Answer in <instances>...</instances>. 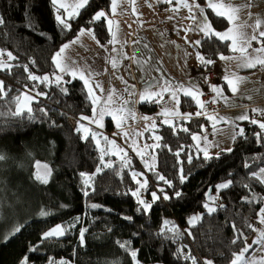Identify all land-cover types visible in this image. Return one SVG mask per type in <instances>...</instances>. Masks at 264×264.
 Listing matches in <instances>:
<instances>
[{"label":"trees","instance_id":"trees-1","mask_svg":"<svg viewBox=\"0 0 264 264\" xmlns=\"http://www.w3.org/2000/svg\"><path fill=\"white\" fill-rule=\"evenodd\" d=\"M196 1L205 6L206 0ZM109 6L110 0H90V7L82 11L81 17L77 21H70L73 30L64 32L55 20V9L50 0H0V14L7 21L5 26L0 27V48L12 51L19 57L20 64L35 60L36 66L29 64L30 70L36 75L48 74L51 77L54 71L52 54L62 42L73 39L78 29L86 26L92 14L97 10H106ZM26 7L32 17L31 28L25 26ZM205 11L217 30L223 31L229 26L226 20L216 17L211 9L206 8ZM91 27L100 43L107 45L111 35L106 22ZM197 49L206 58L212 59L218 58L213 54L214 51L227 52L224 43L218 40L215 44L204 43L202 48ZM12 63L16 64L17 61ZM13 73L19 75L0 72V79L12 88L8 97L0 99V113H3L0 115V152L9 157L6 162L0 163V197L3 198L4 206L11 209L8 213L0 211V264H20L25 256L29 257L28 264H47L49 257L67 260L69 264H132L130 256L119 247L117 241H131L132 248L139 249L138 260L143 264H191V261H185L183 256L176 254L177 249L185 244L198 261L208 258L214 264H229L232 253H238L243 247L242 241L236 245L231 243L235 234L230 223L235 221L243 228L247 239L254 234L245 227V221L257 226L255 212L259 205L243 203L240 198L245 195L251 198V193L243 187V183L252 185L257 198L264 197V185L247 179L250 170L243 167L246 160L252 164L253 170L264 166V160L260 159L264 156V147L255 142L253 135L260 131L257 125L244 122L246 138L237 137L232 153H224L211 162H203L201 153V159L194 158L188 164L185 154L181 153L180 159L185 161L184 172L190 175L184 184H180L179 166L174 167L177 159L174 151L178 145H189L193 141L188 133L180 131L178 135H173L168 125L161 124L158 132L163 140L160 141L162 147L156 151L157 171L172 180L175 189H169L151 172L148 174L147 198L151 199L152 190L160 195L159 187H163L170 196H173L174 190L180 191L182 196L179 199L173 196L171 200L157 201L152 211L144 215L137 211L138 205L133 196L120 195L129 188H136L131 172L144 168L138 159H135L131 168L121 169V164L114 162L115 171L107 169L103 175L95 178L94 193L87 197L82 193V181L78 173H91L99 163L95 142L91 137L88 142L83 141L80 138L82 133L75 131L78 127L76 121L81 115H92L83 81L77 79L64 84L68 89V94L64 95L54 82L41 84L28 80L22 68L14 67ZM64 79L70 80L71 77L65 76ZM27 89L48 93L47 97L40 96L34 101V118L29 119L28 113L19 117L9 115L10 109L15 110V105L10 104L9 100ZM39 108H45L48 115L39 112ZM138 109L144 114L154 115L157 105L139 103ZM181 110L183 113H195L199 108L194 101L183 96ZM50 119L55 120L59 127L51 126ZM205 121L208 119L194 118L190 122H180L189 127L190 132L196 133L201 130L199 125ZM164 144L171 146L173 152L164 148ZM186 151L195 150L186 148ZM252 157H256L257 161L253 162ZM35 160L48 163L53 169V177L48 185H40L30 179L35 171ZM229 173H232L231 177ZM232 178L233 186L222 190L217 201L227 205V210H220L212 216L204 215L202 221L191 228L195 239L189 237L184 231L189 228L188 218L205 212L202 204L207 201L210 189L212 194L216 192V184ZM92 204L103 207L93 208ZM42 210L51 214L41 217L39 213ZM124 216H130L132 220H124ZM77 217L80 222L64 237L41 243L44 231L56 224H71ZM165 220L172 221L182 234L175 242L169 238L170 232L160 235ZM19 225H24L21 232L12 235L14 228ZM109 227L111 232L108 231ZM82 228L88 229L84 246L79 241V230ZM31 246H37L38 251H30Z\"/></svg>","mask_w":264,"mask_h":264},{"label":"snow or ice","instance_id":"snow-or-ice-1","mask_svg":"<svg viewBox=\"0 0 264 264\" xmlns=\"http://www.w3.org/2000/svg\"><path fill=\"white\" fill-rule=\"evenodd\" d=\"M164 3L173 5L172 11L178 12L180 8H185L188 10L189 15L184 19L190 20L192 23L189 24L183 30L187 32L198 31L203 33V37H206L207 40L197 39L195 41H189L187 36H185V43L192 44L194 47L202 48L204 43L215 44L216 41H220L222 43L230 41L227 44V47L233 55H225L223 52L214 51L213 54L218 57L220 61H236L238 68H248L255 69L257 66L264 68V30L262 29V25H264V20L260 18H256L254 23H248V21H241L240 13L243 8L251 6V0H249L248 4L234 6L230 2L225 3L224 0H207V8L211 9L216 17L223 18L228 22L230 27H228L224 31H219L213 27L212 22L209 20L208 15L205 14V7H202L196 0H192L189 3V0H163ZM51 6L55 9V20L57 24L60 26L61 30L64 32H70L73 30V25L70 21H77L79 17L82 15V11L86 8L90 7V0H50ZM122 0H110V13L105 10H97L94 14L91 15L90 19H88L86 26H81L76 34H74L73 39L62 42L59 46L58 50H56L51 56V64L54 66V71L51 74V77L48 74L36 75L33 71L30 70L29 64L33 67L36 66L35 60H30L29 63L20 64L19 57L14 55L12 51L0 48V72H7L10 75L18 76L19 73H13L14 67H19L23 69V72L27 74V79L33 82H39L41 84L44 83H55L58 87H60L61 92L64 95L68 94V89L63 85L66 83H72L74 80L83 81L84 88L86 89V98L89 100L91 105L92 115H81L77 119V125L75 131L77 133H82L81 139L85 142L89 141V137L91 140L95 142L96 148L99 151V163L96 165L93 172H79L78 175L82 181V193L85 197L89 196L91 193L96 191L95 188V178L97 176L103 175L105 170L113 169L116 170L113 166V162L111 160H105V157L110 155H116L117 153H121V169L124 167L131 168L132 159L128 155V151L116 144L114 140H109L106 136L98 137V134L93 131L88 125L95 124L97 127H103L102 121L106 115L112 116L113 120L116 122L117 129L123 133L125 144L131 148L133 152H135L136 156H138L141 162L144 164V168L147 171L154 172L156 179L158 181H162L169 189H175V185L172 180L167 179L164 175H161L159 172L155 171V149L162 147L159 143L163 140V137L160 135L153 136V144H148L144 142L142 144L138 143V138L143 136V132H138L135 130L126 131L125 128L129 127L127 125V121L129 119H140L145 122V131H150L152 129L157 128L156 119L158 117H163L161 123L164 125H168L173 132V135H178L180 131L184 133H188L191 136V140L194 142L189 145H178L177 149L174 151V155L177 158L176 164L174 167H178V177L179 183L184 184L188 178L190 173L186 174L184 172V160L180 159L181 153L185 154L186 162L191 164L193 159H201L203 162H211L214 159H219L220 156L224 153H232L233 148H221L218 143L212 144V147L218 148L214 155L210 153L208 146L207 136H201L200 133L190 132L189 127L180 124L179 121L190 122L193 119L192 113H181L180 105L181 99L180 94L182 93L184 97L191 98L192 101L198 105L199 109L195 112V117H200L205 115V105L208 101H203L200 99L201 96L204 95L203 91L200 88V85L193 80V82L187 86L185 84H174L168 79H164L161 84L160 81L150 75L149 68L151 67V56L147 59H143V54L137 50L134 51L132 56H128L123 51V46L128 44V41H121L119 39V25L115 24V21L111 17H115L118 14V9L121 7ZM134 5L135 0H132ZM26 16L27 23L26 27L31 28L32 25V17L28 8L26 7ZM133 13H135V7L132 9ZM199 13V15H197ZM252 16L249 13V20H251ZM169 20L173 19L172 16L168 17ZM101 22H106V27L108 33L111 35V39L107 41L109 45H113L111 52L117 53L121 59L124 60H132L136 63L143 71H145L146 76L142 77L145 87L139 93L137 92L135 85H129L128 81L123 80V77L120 79L125 84V93L128 96V99H122L115 90H108V94L106 98L102 101L101 96L104 94L105 89L103 85L96 81H93V77L95 75H99V73H93L90 70L80 68L76 61L73 60L70 56L67 55L68 50L75 44L80 43V37L85 34L91 36L95 42L100 45L101 48H104L107 51V47L100 43V41L96 38V33L91 25H96ZM7 23L5 17L0 14V27L5 26ZM115 24V30H113V26ZM131 27V25H129ZM247 29H251V32L247 31ZM40 35H44L40 33ZM213 37L216 39L213 40ZM51 39V37H47ZM255 41L260 47L253 48L252 42ZM139 40L132 41L133 46L139 44ZM174 43V42H173ZM116 44H121V48L117 49L115 47ZM147 48V45L144 46ZM196 59L200 62V67L204 68L206 71L201 72L200 75L202 77L203 83L208 84L212 93H215L216 96L213 97L212 102H216V97H222L225 102H228V98L223 96V88L214 84L209 83V75L207 69L209 66L215 65L216 60L211 57H207L202 55L200 51L196 52ZM12 61H17L16 64H13ZM111 67L115 69L117 67L116 58H110ZM159 72L160 68L157 67L154 69ZM107 71V69H105ZM226 74L223 76V80L227 83L229 91L235 96L239 91V83L244 80V77L236 75L234 72H229L228 69H225ZM131 75V74H130ZM71 77L70 80H65L64 77ZM163 76V73H161ZM23 87H27V85H23ZM35 88V85H33ZM12 91L10 86H7L3 79H0V99H4L8 97L9 92ZM32 89L29 90L31 92ZM29 92H24L18 95H15L9 100L10 104L15 105V110H9V115L14 117H19L28 113V118L33 119L32 116L33 109L31 107V103L40 96H48V93L43 91H36L35 95H30ZM99 92L101 95H97ZM167 93L169 96L168 101H165L160 113L157 114V117L150 116H141L137 117L135 105L142 102H150L155 104H161V101L164 100V94ZM138 97V98H137ZM251 99V97H248ZM237 106L238 105H233ZM39 112L43 115L47 116L48 111L45 108H39ZM251 111L253 113H258L260 116L264 117V109L261 108H252ZM3 115V113H0ZM61 115H67L66 113H61ZM207 119L213 122L214 134L216 130V123L219 121H223L224 123L230 124L231 131V140L233 142L236 141L237 137L246 138L245 129L243 127H239L236 124V121H248L252 125H257L260 131L255 132L253 135L255 137V142L264 147V120H258L255 118H250L247 110H245L241 115L237 116L234 120H229L226 117H220L216 113H208ZM82 121H87L88 125L82 123ZM176 121L177 123H173ZM49 123L53 127H59L55 120H49ZM201 129H204L203 125H199ZM238 129V130H237ZM101 139L104 141L105 147H100ZM202 143L204 146H202ZM164 148H167L169 152H173V148L167 144L163 145ZM186 148L195 151H186ZM151 150V151H149ZM9 159L6 153L0 152V163L6 162ZM261 160H264V156L260 157ZM253 162L257 161L256 157H252ZM35 171L31 174L30 179L35 183H39L40 185H48L50 180L53 177V169L49 166L48 163H42L40 160L34 161ZM243 167L249 169L250 171L247 173V179L258 182L261 185H264V166L258 167L257 169H252V164H250L247 160L244 162ZM230 177L232 173L228 174ZM143 176L144 179H137V177ZM131 178L136 183V188H129L127 192L120 193V195H128L130 194L136 200V204L138 205L137 211L142 212L144 215H148L153 208V205L160 200H171L173 196L179 199L182 196L180 191L173 192V196H170L167 191L163 187H159L158 191L160 195L157 194V191L151 192V202L146 201L142 198V192L148 190V179L145 176L144 172H137L133 170L131 172ZM234 178L227 179L224 182H220L214 186L217 195H207V201L202 204L205 212L195 214L188 218L187 223L189 225L188 229H185V233L195 239L191 228L195 227L196 224L202 221L204 215L212 216L220 210H227V205L223 202L217 203L220 200L219 193L222 190L229 189L233 186ZM243 187L248 189L251 193V198L248 195L242 196L240 199L243 203L246 204H255L259 205L258 210L255 212V216L257 218V223L260 225H264V197L257 198L256 194L252 191V185L249 183H243ZM91 207H103L101 205L92 204ZM108 212H112V209H105ZM0 211L4 213H8L11 211L10 208L4 206L3 198L0 197ZM41 217H46L51 213L42 210L40 213ZM124 220H132L130 216H124ZM80 222V218L77 217L76 221L68 224L61 223L56 224L51 227L47 231H44L41 235V243L45 241H49L52 239L58 240L61 237H64L72 228H75L76 223ZM164 229L161 230L160 235H166L167 233H171L169 237L173 242L175 240L181 238V232L179 229L173 224L172 221L165 220L163 221ZM172 225V227H168ZM24 225H19L14 228L12 235L16 233H20ZM230 227L234 232V238L231 243L236 245L238 242H243V247L240 251L232 253V259L229 261V264H264V228L257 229L252 223L245 221V227L250 229L254 233H258L257 237L252 241V244L247 242V236L243 228L237 225L235 221L230 223ZM88 231L87 228H82L79 230V241L80 245L84 246L85 244V233ZM108 231L111 232L112 229L109 227ZM135 235V234H134ZM117 244L121 249L127 253L132 261V264H140L138 260L139 249H133L131 246V241H117ZM253 245H258L262 254L257 259L255 254L251 257L246 258V254L250 252L253 248ZM185 249H188V252H185ZM30 251L35 252L38 251L37 246H31ZM180 256H183L185 261H191V264H214L212 259L204 258L202 261H198L197 257L191 254V249L188 245H183L182 247L177 249V253ZM29 257L25 256L20 264H28ZM47 264H69V261L60 259L56 260L52 257L48 258Z\"/></svg>","mask_w":264,"mask_h":264},{"label":"rangeland","instance_id":"rangeland-1","mask_svg":"<svg viewBox=\"0 0 264 264\" xmlns=\"http://www.w3.org/2000/svg\"><path fill=\"white\" fill-rule=\"evenodd\" d=\"M138 1H140V0H138ZM190 1L192 2V0H189V3H190ZM224 2L228 3L229 0H224ZM234 2H236L235 5L239 4V6L246 4V0H231V3H234ZM133 7H134L133 3H129L128 0H122L121 7H120V9H118L117 17L113 18L115 21V24L119 25V33H118L119 39L121 41H124V40L128 41V44L126 46H123V51L128 56H132L134 51L139 50L143 54V57H142L143 59H147L149 56H151V58H152L151 67L149 68L150 75L156 77L160 81L161 84L163 83L164 79H168L169 81L173 82L174 84H176V83L185 84V86L191 84L190 79L188 78L190 75L188 66L190 65V62L196 58V52L199 50L197 49V47H194L192 44L185 43V36H187V39L189 41H195L197 39L202 38V33L198 32V31H191V32L186 33L183 30L189 24L192 23L190 20L184 19L185 17H187L189 15L188 12H185L186 10L184 9V11H182L183 15L181 17L172 16L173 19L169 20L168 17L171 15L167 16V14H165V11H164L165 8H163L160 4L156 5L157 14L155 16L151 15L150 19H153L152 22H155V24H157V26L155 27V30L151 31V29L148 30L147 28H144L145 25L140 23V19L138 17H135L136 11H135V13H133V11H132ZM205 7H207V0L205 3ZM109 8H110V6H109ZM263 8H264V0H253L252 7L250 6V7L243 8V9H245L244 10L245 12L242 11L240 13L241 21H248V23H254L256 18H260V19L264 20ZM182 9L183 8H180V10H182ZM252 9H254L255 12H254L253 16L251 15L252 16L251 20H249V13H251ZM162 12H164V13H162ZM197 15H199V13H197ZM144 20L147 22V20L145 18H144ZM115 24L113 26V30H115ZM129 25H131V27H129ZM261 30H264V25H262ZM133 31L136 32L135 33V34H137L136 36H135V34L132 35ZM247 31L251 32V29H247ZM204 38H202V39H204ZM134 40H139L140 43L133 46L132 41H134ZM145 45H147V48L144 47ZM110 47L112 49L113 45H110ZM115 47L117 49H120L121 44H116ZM110 52H111V50H110ZM230 55H233V53H231ZM112 57L116 58L117 67L115 69H113L111 67V63L109 61L108 76L105 78V83L103 82V84H102L104 89H105L104 94H102V96H101L102 101L104 100V98H106V96L108 94V90H113V89L115 90L116 93L119 94V96L122 99H128V96L124 91L125 84L120 79V77H123V80L128 81L129 85H135V88H136L138 93L140 91H142L145 87L144 81L142 79V77L146 76L145 71H143L132 60L121 59L117 53L111 52L110 58H112ZM215 60H216V63H215V65H212V66H214V69L217 73V77H218L217 67L223 70V72H224L223 75L226 74L225 69H228L229 72H234V73H236V75L244 77V80L239 83V86H238L239 91L235 96L232 93H229V91H228L229 89H226V88L224 89L222 87L223 88V96H226L228 98V100L230 101L227 103L224 101L223 102L224 106L225 105L228 106L230 104H240V105L246 104L247 101L249 100L248 97H250L251 95L255 96L254 95L255 94V88H253L252 86L253 85L255 87L257 86L256 81L261 80L260 78H261V75L263 74V72H261L260 69L259 70L248 69V70L241 71L237 67L236 61L225 62V61H220L218 58ZM196 61H197V64H200V62L197 59H196ZM157 67L160 68L159 72L154 70ZM200 68L201 67H197L196 71L199 70V72H201ZM161 73H163V76H161ZM218 82H219V80H218ZM249 88L251 89V92L246 93V91L249 90ZM24 92H29V90L27 89V90L22 91V93H24ZM29 94L34 96L35 92L31 91V92H29ZM99 95H101V94H99ZM181 96H182V93L180 94V99L182 100ZM229 96H231V97H229ZM37 99H38V97H37ZM165 99H169L168 94L166 95V98L164 97V100ZM220 99H222V98L217 97L218 101H221ZM33 103H34V101L31 103V107H33ZM142 103H145V102H142ZM147 103H150V102H147ZM152 104L155 105V103H152ZM161 104H162V101H161ZM161 104H159V105H161ZM156 105H158V104H156ZM135 110H136L137 117H141V116L152 117L150 114L139 113V111L137 109V105H135ZM179 110L181 112V105H180ZM160 111H161V108L157 106L156 113L153 117H157V114L160 113ZM219 112H220V109H219ZM192 114H193L194 118H197L194 116L195 113H192ZM218 116L226 117L229 120H234L237 117V116H234L231 114H225V115L223 114V115H218ZM201 119H205V118L201 117ZM161 120H163L162 117H158L156 119V124H157L156 129H152L150 131H145L144 130L145 124L142 127L137 126V124L142 120H140V119H135V120L129 119L127 121V125H129L130 128L126 127L125 130L126 131L135 130L138 132H143V136L138 138V143L142 144L144 142H147L148 144H153V136L159 135L158 128L162 124ZM76 123H77V121H76ZM82 123H84L85 125H88L87 121H82ZM173 123L175 124L177 122L173 121ZM179 123L181 124L180 121H179ZM102 124H103V127H97V125H95V124H91L88 126L98 134V137L106 136L109 138V140H114L116 142V144L120 145L121 147H124L128 151V155L131 157L132 163H134L135 159L140 160V158L138 156H136L135 152H133L131 150V148H129L125 144L123 133L120 131V129H118L113 134H111L110 132H107V131L111 130L112 127L114 129H117L116 122L113 120L112 116L106 115L102 121ZM132 124H136V125L131 127ZM236 124L239 127H243L245 129L244 122L243 123L236 122ZM202 125L204 126V129H201L200 131H198L196 133H200L202 137L204 135L207 136L209 151L211 154L214 155L217 151H219L218 148L211 146L212 144H215V143H218L221 148H225V149L229 148V147L233 148L234 142L230 138L231 137V131H232L230 124L224 123L223 121L217 122L215 134H214L212 121H210V120L205 121V122H203ZM202 146H204L203 143H202ZM100 147H102V148L105 147L104 141L102 139H101ZM149 151H151V150H149ZM156 151H157V148L155 149V153H154L156 156L154 167H155V171L158 172L157 171L158 158H157V152ZM121 155H122L121 153H117L116 155H110V156L105 157V160H111L113 162V165H114V162H116V161L121 164V160H120ZM143 167H144V165H143ZM134 170L137 172H144L145 176L148 179V185H149L148 174L151 173L152 171H147L145 168H138V169H134ZM152 173H154V172H152ZM137 179L141 180V182H142L144 177L143 176L137 177ZM152 191H154V190H152ZM211 195L215 196V195H217V193L214 192ZM147 197L148 196L146 194V191H143L142 192V198L148 202H151V199H148ZM196 214H199V213H196ZM250 238H252V237H250ZM250 240L253 241V239H250ZM251 242L250 243L248 242V243L252 244ZM258 249H259L258 245H253V248L250 250V252L246 254V258L251 257L253 254H255L256 258L258 259L260 257V255L262 254L260 251H258Z\"/></svg>","mask_w":264,"mask_h":264},{"label":"crops","instance_id":"crops-1","mask_svg":"<svg viewBox=\"0 0 264 264\" xmlns=\"http://www.w3.org/2000/svg\"><path fill=\"white\" fill-rule=\"evenodd\" d=\"M128 2L132 3V0H128ZM229 2L231 3V0H229ZM252 2H253V0H251V7H252ZM190 3H191V1H190ZM235 3L236 2L231 3V4L235 5ZM247 3H249V0H246V4ZM159 4L163 8H165L164 11H165V14H167V16L171 15V16L181 17L183 15L182 11H184V9H185V8H183L182 10H179L178 12H174V11H172V9L175 6V4L169 5V4L164 3L163 0H140V1L135 0V3H134V7L136 9V16L135 17H138L140 19V23L145 25L144 28H147L148 30L151 29V31L155 30V27L157 26V24H155V22H152L153 19H150V16L151 15L155 16L157 14L156 5H159ZM235 6H239V4H237ZM202 7H205V6H202ZM206 8L207 7H205V9ZM185 10H186L185 12H188L187 9H185ZM244 10L245 9H242L241 12L242 11L245 12ZM105 11L110 13V8L106 9ZM263 11H264V8H263ZM254 12H255V10L252 9L251 10V15L252 16L254 15ZM162 13H164V12H162ZM205 14H206V11H205ZM115 17H117V15ZM115 17H111L110 16V18H115ZM144 18L147 20V22L144 20ZM228 27H230V25ZM226 29H224V30H226ZM135 33L136 32L133 31L132 35H134ZM136 35L137 34H135V36ZM202 38H204L203 37V33H202ZM229 43H230V41L224 42V45L226 46V49H227V52H224L225 55H230L232 53V52L229 51V49L227 47V44H229ZM105 46L108 49L107 51H105L104 48H101L100 45H98L91 36L85 34L84 36L80 37V43L79 44L73 45L68 50L67 55L70 56L73 60H75L77 65L80 68L86 69V70H90L93 73H99V75H95L93 77V81L94 82L98 81L101 84H103V82L105 83V78L108 76L109 61H110V56H111V52H110L111 47H110V45L107 44ZM252 47L253 48H257V47H260V45L257 44L255 41H253L252 42ZM188 67H189V72H190V75H189L188 78L190 79V82L192 83L193 80H195V82L200 85V88L202 90L203 89V80H202V77L200 75L201 72H199V70L196 71V68L200 67V64H197L196 58L190 62V65ZM105 69H107V71H105ZM239 69L241 71L248 70V68H239ZM255 69H257V70L260 69V71L263 72V74L261 75V78H260L261 80L260 81H256V85L257 86L256 87L254 85L252 86L253 88H255V94H254L255 96L251 95L250 96L251 99H249L246 104H243V105L230 104L228 106H226V105L224 106L223 102L225 100L222 97H221L222 99H220L221 101H218L217 97H216V103L220 107V112L217 113L218 115L231 114V115H234V116H239L245 110H247L248 115L250 116V118H255V119H258V120H264V117L260 116L258 113H253L251 111L252 108L264 109V69L262 67H260V66H257V68H255ZM217 70H218V77H219V82H220L219 86L223 87L224 89L225 88L228 89L227 83L225 81H223V76H224L223 75V73H224L223 70L218 68V67H217ZM251 70H254V69H251ZM248 92L249 93L251 92L250 88H249V90L246 91V93H248ZM229 93H231V92L229 91ZM99 94L100 93L97 92V95H99ZM166 95L167 94L165 93L164 94L165 98H166ZM231 96H229V97H231ZM181 97H183V94H182ZM200 99H201V97H200ZM167 100L168 99H165L164 101H162L161 105L163 106L164 102L167 101ZM228 102H230V101L228 100ZM150 104H152V103H150ZM194 104L196 105L195 102H194ZM136 105H137V109H138L139 103L136 104ZM161 105H157V106L162 108ZM233 105H238V107L237 106H233ZM197 107H198V105H197ZM138 111H139V109H138ZM139 113L142 114V112H140V111H139ZM181 113H183L182 110H181ZM184 113H191V112L187 111V112H184ZM154 115H151V116L153 117ZM236 122L243 123L245 121H236ZM246 122H248V121H246ZM144 124H145V122L142 120V121H140L137 124V126L142 127ZM135 125L136 124H132L131 127H133ZM117 130L118 129H114L112 127L111 130H109L107 132H110L111 134H113ZM256 228L257 229L264 228V225H260L259 223H257ZM257 235H258V233H254L251 236L252 238H249L247 242L250 243L252 241L250 239L254 240L257 237ZM140 264H143V263L140 262ZM153 264H163V263H153Z\"/></svg>","mask_w":264,"mask_h":264},{"label":"built area","instance_id":"built-area-1","mask_svg":"<svg viewBox=\"0 0 264 264\" xmlns=\"http://www.w3.org/2000/svg\"><path fill=\"white\" fill-rule=\"evenodd\" d=\"M201 72H205L206 70L204 68H200ZM208 75H209V83L210 84H214L219 86L220 82H218L219 78L217 77V73L214 69V66H209V68L207 69ZM218 82V83H217ZM204 95L201 96V100L203 101H208V103L205 105V115H202L200 117L197 118H205L207 119V114L208 113H218L219 112V105L216 102H212L213 97L216 96L215 93H212L208 84H204L203 83V89H202ZM194 118V117H193ZM255 222V221H253ZM248 241V239H247Z\"/></svg>","mask_w":264,"mask_h":264},{"label":"water","instance_id":"water-1","mask_svg":"<svg viewBox=\"0 0 264 264\" xmlns=\"http://www.w3.org/2000/svg\"><path fill=\"white\" fill-rule=\"evenodd\" d=\"M211 191H212V188L210 189L209 194L211 193Z\"/></svg>","mask_w":264,"mask_h":264}]
</instances>
